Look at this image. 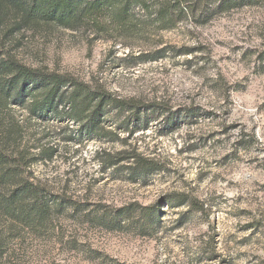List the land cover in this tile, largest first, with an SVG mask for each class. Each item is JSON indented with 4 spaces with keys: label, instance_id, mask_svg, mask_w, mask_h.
I'll list each match as a JSON object with an SVG mask.
<instances>
[{
    "label": "rangeland",
    "instance_id": "obj_1",
    "mask_svg": "<svg viewBox=\"0 0 264 264\" xmlns=\"http://www.w3.org/2000/svg\"><path fill=\"white\" fill-rule=\"evenodd\" d=\"M3 33L0 42L27 65L169 111L142 115L132 132L131 125L110 137L67 119L32 121L30 139L53 148L49 160L31 167L47 187L88 210L99 202L156 205L159 218L143 233L103 229L83 217L87 211L54 213L33 231L0 219L2 264H264V1L132 46L83 28ZM151 42L168 46L162 58L141 57ZM121 149L159 169L132 177L101 165L104 151ZM175 195L187 201L166 204Z\"/></svg>",
    "mask_w": 264,
    "mask_h": 264
},
{
    "label": "trees",
    "instance_id": "obj_2",
    "mask_svg": "<svg viewBox=\"0 0 264 264\" xmlns=\"http://www.w3.org/2000/svg\"><path fill=\"white\" fill-rule=\"evenodd\" d=\"M202 1L204 6L201 0H0V29L8 38L37 28H83L95 38L113 37L131 45L187 21L202 23L218 13L264 0ZM150 45L140 53L144 60L162 58L169 49L157 48L153 42ZM5 46L0 42V219L33 231L46 227L54 213L87 211L83 217L103 229L135 227L143 233L158 220V206L138 201L119 206L99 202L88 210L86 202L54 191L31 170L37 160H49L53 148L38 144L36 138L31 140L26 132L34 120L67 119L91 136L110 137L133 126L132 132L142 115L146 118L156 109L160 114L169 110L159 103L121 97L70 73L27 65ZM101 155L102 166L125 168L132 177L159 169L153 160L132 150ZM172 198H183L179 203L187 201V197L175 195L166 197V204H171ZM5 249L6 237L1 235L0 264Z\"/></svg>",
    "mask_w": 264,
    "mask_h": 264
}]
</instances>
